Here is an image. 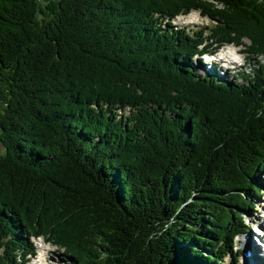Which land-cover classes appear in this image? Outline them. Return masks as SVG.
Instances as JSON below:
<instances>
[{"label": "trees", "instance_id": "trees-1", "mask_svg": "<svg viewBox=\"0 0 264 264\" xmlns=\"http://www.w3.org/2000/svg\"><path fill=\"white\" fill-rule=\"evenodd\" d=\"M194 10L212 25H173ZM231 44L249 72L199 73ZM262 57L264 0H0V264L31 237L67 264H238L264 192Z\"/></svg>", "mask_w": 264, "mask_h": 264}, {"label": "rangeland", "instance_id": "rangeland-1", "mask_svg": "<svg viewBox=\"0 0 264 264\" xmlns=\"http://www.w3.org/2000/svg\"><path fill=\"white\" fill-rule=\"evenodd\" d=\"M174 25L179 28H186L190 33L193 32H199L204 27L210 26L211 21L208 18L203 17L200 15L199 12H192L189 15L186 16H180L175 20ZM212 60V59H211ZM209 61V60H208ZM245 57L242 54L241 51L237 54L235 51H231L230 59H225L224 56H221L216 61V69L214 68V65H204L205 67H201L199 63H195L196 68L202 73V74H212V71H215V75L220 78V80L225 79L227 81L233 80V70H246L250 71V66L247 62H245ZM260 61H264L263 58L260 59ZM244 65V66H241ZM205 68V70H204ZM237 83L242 82V80H237ZM4 147L0 142V154H4ZM260 183L263 185L264 190V175L262 174L259 178ZM262 196L259 197V199H256L255 202L258 204L255 206V209L253 211L249 210L247 212H243V218H244V224L246 228L242 230L245 232V234L241 237H239L236 240V250H234V254H236L237 249L241 250L242 253H239V257L243 259V264H249V261H246L244 251L242 248V240H244L246 237L255 238L257 236V232L259 231V225H264L262 214H264V192L261 193ZM262 213V214H261ZM250 221V223H249ZM254 242V240H253ZM256 244V243H255ZM36 247L38 249V256L33 259L30 264H67L60 258V253H63L62 251L59 252L58 248L55 244H53L51 241H44L41 239L40 241L36 242ZM5 255L4 252L0 251V260L1 257ZM225 261L227 264L230 263L231 258L230 256L225 257ZM249 262V263H248Z\"/></svg>", "mask_w": 264, "mask_h": 264}, {"label": "bare ground", "instance_id": "bare-ground-1", "mask_svg": "<svg viewBox=\"0 0 264 264\" xmlns=\"http://www.w3.org/2000/svg\"><path fill=\"white\" fill-rule=\"evenodd\" d=\"M222 55L226 56V58H229V53H223ZM212 72H215V71H212ZM30 242L34 246V243L31 239H30ZM242 249H244V251L246 250V260L247 261H249L251 264H259L258 263L259 256L257 253V249H255V246L253 244L251 237L245 238V240L242 243Z\"/></svg>", "mask_w": 264, "mask_h": 264}]
</instances>
